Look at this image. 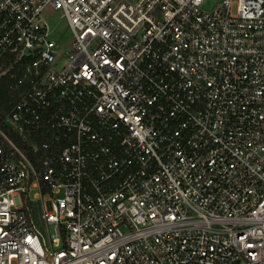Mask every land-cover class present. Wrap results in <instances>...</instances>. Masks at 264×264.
Returning <instances> with one entry per match:
<instances>
[{"label": "built area", "instance_id": "built-area-1", "mask_svg": "<svg viewBox=\"0 0 264 264\" xmlns=\"http://www.w3.org/2000/svg\"><path fill=\"white\" fill-rule=\"evenodd\" d=\"M0 72V264H264V0H0Z\"/></svg>", "mask_w": 264, "mask_h": 264}, {"label": "trees", "instance_id": "trees-1", "mask_svg": "<svg viewBox=\"0 0 264 264\" xmlns=\"http://www.w3.org/2000/svg\"><path fill=\"white\" fill-rule=\"evenodd\" d=\"M21 74L19 73L18 77L15 79H10L9 75L0 78V121L10 110L12 104L16 101L18 97L19 90H14L11 86L16 82H21ZM23 87H26L24 82H21ZM11 135H15L10 132ZM17 141L21 143L20 139L17 138ZM22 145H24L22 143ZM27 150V148L24 146Z\"/></svg>", "mask_w": 264, "mask_h": 264}, {"label": "rangeland", "instance_id": "rangeland-1", "mask_svg": "<svg viewBox=\"0 0 264 264\" xmlns=\"http://www.w3.org/2000/svg\"><path fill=\"white\" fill-rule=\"evenodd\" d=\"M46 20L52 25L55 26L56 31L59 32L61 28L66 25V21L61 17V13L59 11L52 10L51 8H47L44 11ZM66 38L69 39V35L66 33ZM5 72H0V78L4 76H8L4 74ZM10 79H12L9 76Z\"/></svg>", "mask_w": 264, "mask_h": 264}]
</instances>
